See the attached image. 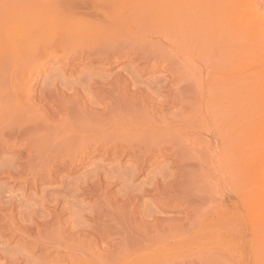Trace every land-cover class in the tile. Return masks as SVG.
I'll return each instance as SVG.
<instances>
[{"label":"bare ground","instance_id":"bare-ground-1","mask_svg":"<svg viewBox=\"0 0 264 264\" xmlns=\"http://www.w3.org/2000/svg\"><path fill=\"white\" fill-rule=\"evenodd\" d=\"M2 1L5 2L0 3V156L2 155L6 160V154L13 153V156L16 157L23 147H28L29 152H26L27 156L24 154L25 158L23 160H26L30 165L29 169L33 170L36 164L35 161L38 164L39 162L49 163L57 154L74 149L77 150V154L80 152L83 154L91 148V145L97 151L96 148L111 144L109 150L113 155L121 146H125L128 149L127 153L131 154L130 159H133L132 156L135 153H143L145 156L150 157L154 151H164L163 145L169 144L176 155L181 157L179 158L181 164L186 165L185 167L188 166V168H186V171L184 169L185 172L183 170L170 171L166 168L163 173L158 172L159 178H154L152 183L150 181L151 184H147V188H145V185L136 188L137 190L133 194H130L131 190L129 192L127 188L125 189L126 192L128 190L129 194L125 195L126 198L119 210H121L120 214L126 213L128 217L125 216L124 219L119 217L122 220L114 221L116 226L114 232L116 235L119 234L118 236L121 238L111 244L112 249L117 250V253H114L113 250L111 253L115 256L112 257L110 253V258H112L108 261L107 256H105V261L103 260L104 257H97V254L92 253L89 246L87 247L88 238L86 239L82 235L87 242L85 239L80 240L79 237H81L80 233L82 232L79 231V228L76 231V237L74 236L75 239L69 237L72 241L69 242L68 239V243L63 237L65 229L57 219L56 221L50 219L51 222L48 221L49 223L47 222L45 225L42 223L44 227L40 223L39 225L42 227L38 228V234L35 233L39 235L35 237V248L44 249L46 253L43 254L44 256L39 257L38 254V257H35V254L31 251L32 248L29 251V248L27 249L25 246L22 248L7 246L6 242L9 237V241H15L16 245L22 240L24 243L25 240L28 241L32 238H30L31 234L17 233L11 227L9 230L10 236L6 239L4 222L8 212L4 213L5 209L0 200V264H35L36 261V264H66L69 260L73 262L72 264H142L145 261H149L148 264H264V104L256 100L262 99L264 103V16L261 15V12H257L258 4L255 1L248 4L247 1L246 4L248 5L244 4L245 9L240 7L241 10L234 11L231 9V11L228 10L229 12H224L228 9H222L227 7L223 4L226 0H223L224 2L222 0H201L203 2L180 0L173 2L175 7L171 8V6V9L167 12L161 13V11L156 10L162 15L158 17V14L154 16L155 13L153 12L155 11L149 12L148 7L149 11L145 8V11L138 8L139 11L136 9V12L127 13L128 11H125L126 13L122 14V9L119 11L115 6L117 5L115 0H112V2H110L111 0H103L104 5L98 4L102 0H59L60 3L52 1L56 2V6L48 3L51 7L42 9L38 15L37 12L34 13L38 16L36 26L35 17H28L26 23L20 22L23 19L21 14L24 12H20V14L17 10L16 5H19V0ZM119 1L122 2V0ZM114 2L115 5H113ZM24 3L20 7L22 5L24 7L26 5ZM57 3L60 5L57 6ZM227 3L231 8L235 2L230 3L228 0ZM158 7L161 10V6ZM257 13H261L262 18ZM25 14L27 15V13ZM148 15L154 16V26H156L157 18H161L163 21L159 19L157 21H162L159 26L164 25V27L160 26L162 29L157 31L156 26V29L154 28L156 31L153 30L154 32L149 34V31L145 32L147 31L145 30V34L138 35L143 29L140 31L138 29L140 25L137 24L142 22L144 25H141V27H144L145 24L151 23V21L146 22L150 19ZM18 17L21 19L19 20ZM248 23L250 25H247ZM246 26L251 30H255V33L247 35L246 29L248 28ZM35 29L42 30L41 36L44 35L43 38H45V35L47 40V36L50 37L48 41L52 44L51 47L65 45L72 47L70 43L75 41L78 42L76 48H79V43L83 44L85 46L84 51L82 48L80 50L81 52L86 51L88 54L82 52L81 55L87 54V58H92L91 61L94 57L95 59L98 56L105 57L103 55L118 49L119 45L121 47L134 46V55L145 61H150V63L152 60L156 63L158 59L161 60L167 57L168 60L171 58L169 64L173 62L172 66H175L176 69L174 76L176 80L173 81L174 83L171 86L177 93L170 98L162 95L161 88H156L150 92L152 86H149L150 88L147 91L150 93L143 95L144 88L140 90V92L143 91V94L141 93L143 99L137 98H139L138 100H149V103L141 104L140 107L133 105L131 113L126 115L123 111L124 116L120 115V117V113H117L116 117L111 115L114 114L111 112L113 109L109 108L111 109L110 117H108V120L107 118L106 120L103 119L104 117L97 119L100 124H97L94 119L92 124H88L84 120L82 121L87 123L86 125L79 124L77 120L80 118L76 119V122L73 118L72 120L76 123L74 124L72 120H68L69 115L67 116L68 119L63 116L62 120H66L64 123L61 120V122L58 121L59 124L63 125L48 124L46 126L47 123H38L35 121L34 87H30L34 73L33 65L36 60L33 61L32 56L34 55L31 54V59L24 58V53H31L33 42L36 43L37 40L38 44L41 37L34 39L36 37ZM128 32L135 33L136 36L132 38ZM139 36L146 39L141 41L142 39ZM46 38L43 40H46ZM152 38H158V41H150ZM43 40L41 39V41ZM47 40L45 41L46 44ZM39 43H41L40 40ZM83 45L81 46L83 47ZM48 46L50 47V44H47L46 47ZM49 49L51 50V48ZM127 49L129 50V47ZM107 55L105 58H107ZM197 58L200 60L198 72L200 76L205 75L206 85L201 77L197 79ZM247 58L251 62L249 69L258 73L255 78H253L254 73H250V75H253L252 78L250 75V78L249 76L242 78V75L241 78L239 77L240 73L249 70L246 66L248 64ZM215 74H218L219 83L213 86L211 83L215 81L210 82V79ZM233 74L238 75L233 78ZM165 79L166 76L163 75L153 83L157 84ZM128 81L130 82V80ZM87 82L89 83V81ZM135 85L132 84V86ZM251 88L255 91V95H259L257 97L254 95L255 99L253 101L255 102H251L252 99L246 100L247 91L250 94ZM58 91L60 93V89ZM140 92L138 91L139 94L136 95L139 96ZM82 101L83 103L87 102L83 99ZM249 103L256 104L250 108ZM111 107L113 108V106ZM197 107L199 109L198 125ZM64 109L66 110L67 107L64 106ZM104 115L107 117V113H104ZM100 117L102 116L100 115ZM103 120L106 122L104 121L102 124L100 121ZM198 126L201 128V132H199L201 140L198 137V141L203 140V143L197 152ZM52 141L57 145L61 141L64 146L59 143V147L63 146L64 149L61 148L55 153L47 151V154L46 149L52 144ZM13 156L12 159L10 158L11 160H8V156L6 161L12 166L9 165L12 170L14 168V171L18 172L17 169L20 166L17 161L22 159L23 155L17 158ZM134 162H138V160H134ZM144 162L145 160L137 164L139 169L137 166V168L133 167L142 172ZM213 162L218 163L217 168L212 169L210 167ZM1 164L4 165V162ZM28 165L27 167H29ZM147 165H149L148 162ZM151 166L147 167L150 168ZM159 166L158 164L156 168H159ZM171 166L172 163L169 167L171 168ZM42 167L46 169L45 166L42 165ZM135 168L131 169L135 170ZM9 170L7 171L9 172ZM164 177L168 179L166 180ZM161 179L162 181H160ZM182 183H184V186L181 185ZM178 189H181V191H178ZM163 191L166 193L163 194ZM179 192L182 198H179ZM147 195L158 196L156 201L159 204L136 214L133 204L139 203ZM175 196L179 201L178 203L182 200L190 205L185 208V218L171 220L164 216L163 209L168 205L166 202ZM150 200H153V198ZM110 205H107V207H110ZM116 208L118 209L119 206H116L115 210ZM173 208L175 210L178 207ZM105 210L107 211V209ZM13 223L15 225V222ZM35 226L38 227L36 223ZM15 228L17 227L15 226ZM67 229L69 230V228ZM71 230L73 229L71 228ZM112 236L109 238L105 236L104 240L106 241H102L101 244L109 247L108 242ZM94 244L96 245V243ZM195 246L197 250H195ZM71 247L77 249L72 248L80 254H65L61 257L54 255L55 257L50 258L51 251L54 249L55 251L63 250L67 253L71 250ZM87 248L91 251H88ZM85 252L92 254V258H87V255L83 257L86 254Z\"/></svg>","mask_w":264,"mask_h":264},{"label":"rangeland","instance_id":"rangeland-1","mask_svg":"<svg viewBox=\"0 0 264 264\" xmlns=\"http://www.w3.org/2000/svg\"><path fill=\"white\" fill-rule=\"evenodd\" d=\"M24 1L25 0H23V2H22V0H19L18 1L19 5L18 6L16 5L19 13L24 12L22 14L20 13L21 16H23V17H21L23 19L20 18L21 19L20 20L19 19L20 16L18 17V19L20 20L21 23H26L29 18L35 17L34 18V20H36V21H34L35 25L37 24V20H38L37 15L42 11V9H47V7H51V5H49V4H52V6H56V2H59V0L58 1L57 0H34V1L33 0H31V1L27 0L26 3H24ZM52 1H56V2L54 3ZM115 1H116L117 5H115L116 4L115 2L113 5L117 6V9L119 11H121V9H122V11H123V12L121 11L122 14L126 13L125 11H128L127 13H129V12L135 11L136 9L138 10V8H139V10L142 9L143 11L148 10V8H149V10H150V11L148 10L149 12L155 11V12H153V13H155L154 16L158 14V17H160L162 15H160V13L158 11H161V13L167 12V10L175 7V6H173V2H178L180 0H164V1L163 0H151V1L150 0H143V1L142 0H124V1L122 0V2H120L119 0H115ZM144 1H146V2H144ZM197 1L203 2L204 0L203 1L197 0ZM205 1H209V0H205ZM224 1L222 0V2H224ZM233 1L235 3L232 4L231 8H230L229 4L227 3L228 0L225 1L226 3L225 2L223 3L227 7H224V8L221 7V8L223 10L228 8L227 10H224V12L228 11V10L231 11V9L234 11L241 10L242 7H243V9H245L244 4L247 6L249 3H253L255 1V3L258 4V10L259 11L257 10V12L262 13V14L261 13H257V14L259 15L260 18H262V16H264V14H263L264 13V0H236V1L233 0ZM233 1L229 0L230 3H232ZM247 1H248V4H246ZM2 2H5V1L0 0V3H2ZM21 2L26 4V5H24V7H23V5H22V7H20L22 4ZM102 2H103V0H102ZM102 2L100 1L98 4L101 3L102 5H104L105 2H103V3ZM110 2H112V0ZM167 2H168V4H167ZM59 3H57L58 4L57 6L60 5ZM157 3H159V4H157ZM160 3H162L163 6L160 5ZM39 4L42 6H40ZM62 5H63V3H62ZM121 5L123 8L120 7ZM25 6L27 7L26 9H25ZM140 6L143 8H141ZM155 6H156V8H154ZM158 6H161V8H160L161 10H159ZM118 7H120V8H118ZM162 7H163V9H162ZM34 8H35V10H34ZM36 8L38 9V11ZM114 8L116 9V7H114ZM144 8H145V10H144ZM25 10H27V11H25ZM156 10H158V11H156ZM25 13H27V15ZM34 13H36L37 15ZM20 14H18V15H20ZM149 15H151V14L149 13ZM149 15H148V18H150V19H148V21L146 20V22L151 21V23H147L148 25L145 24L144 27H141V25H144L142 22H141V24H137V25H140V27H138V29H140V31L143 29L141 32L139 30H136V31L140 32V33H138V35H140L142 33L145 34L144 33L145 30H147L145 32L149 31L148 33L150 34V33L154 32L153 30L156 29V26L158 28L157 31L161 30L164 27V25L163 26L160 25L162 28L159 26V23L160 22L162 23V21H163L161 18L160 19L157 18V20L159 19L162 21L159 22L156 20V26H154L155 25V22H154L155 18H154V16L151 17ZM247 25H250V24L248 23ZM41 31H42L41 29L40 30L37 29L35 31L36 37H34V39H38L41 36V34L43 33V32L41 33ZM246 32H248L247 35H253L255 33V30H251L248 28V29H246ZM128 33H130V32H128ZM130 35L132 38H134L136 36L135 33H132V32L130 33ZM43 36H41L42 38L40 37V39H39L41 43H39V40H38L39 45L37 44V40L35 43V41L33 39L34 42L33 41L32 42L34 43V45L32 43L33 48H32L31 53H28V52L24 53V58L26 57L25 59L30 58V54H31V55L35 56V57L32 56L33 61L36 60L34 62V65H33L34 66V73L32 76L33 77L32 78L33 83L32 82L30 83V87H34L35 101L33 103H34V107H35V119H36L35 121L38 123H40V122H42L43 124L47 123L46 126H48V124H50V125H55V124L63 125L61 123L59 124V122L63 121L62 123H64L66 121V120L65 121L62 120L63 116H64L66 119H68V117H69V119H68L69 121H71L73 118H75L74 119L75 122H76V119L80 118L79 120H77L78 121L77 123H79V124H82V123L85 125L87 123L92 124L93 119L95 121H97V119H99V118L101 119L104 117L103 119L106 120V118H107V120H108V117H110L109 115H110L111 109H113V111H111V112H113L115 114V115L114 114H111V115H113L115 117L119 113H120L119 117H120V115L124 116V113L126 115H128L129 113L132 112L134 106L140 107L141 104H144V103L149 101V100L148 101L138 100L139 98L143 99V96H141L143 93H144L143 95H145L149 91L151 92V91L155 90L156 88H161L160 91L162 92V95L170 97V98L174 97L172 95H176V93H177V91H175L173 89V86H171L174 83L173 81L176 80V78L174 79V76L176 74L175 73V71H176L175 66L174 67L172 66V63H173L172 61H171L172 63L169 64V60L171 58L168 60H167V57L165 59L162 58L161 60L158 59V60H156V63L152 60V62L150 63V61H145L142 58L136 57V55H134L135 54L134 46H130V45L128 46L127 45V46H124L125 47L124 48V47H121V45H119L121 48L118 46L117 47L118 49H116L114 51L112 50L109 53H107L108 54V55L106 54L107 58H105L106 55H103L105 57L102 58V57L98 56L96 59L94 57L93 61H91L92 58H87L88 52L85 51L87 54L83 55V56L81 55L82 52L84 51L83 48L85 47L83 44L79 43V48H76V46L78 47V44H77L78 42L75 41V42H72L73 44L70 43L72 45V47L70 45H65V46H60V47L55 46L56 47L55 48L54 46L51 47L52 44L49 43V41H48L50 39V37L47 36L48 37V40H47L46 35H45V38L48 41L47 44L48 45L50 44V47L49 46L46 47L47 46V44L45 42L46 40H43V39H45V38H43ZM139 37H140V39H142L141 41L146 39L142 36H139ZM41 39L43 41H41ZM150 41H152V42L158 41V38H152ZM42 42L43 43L45 42L44 43L45 46H43L44 44ZM81 45H83V47ZM41 47H42V51H41ZM63 47H65V48H63ZM128 47H129L130 52L127 49ZM130 47H131V49L133 47V49L131 50ZM49 48H51V50ZM60 48H61V50H60ZM81 48L83 49L82 52L80 50ZM198 48H199V46H198ZM64 49H66V50H64ZM122 49H123V51H122ZM44 50H46V51H44ZM78 50H80V51H78ZM125 50H127V51H125ZM78 52H81V53H78ZM85 52H83V54H85ZM40 54H41V56H40ZM246 60H248L249 66H248V64H246V63L245 64H246L247 68L249 69V67H251L250 66L251 62H250L249 58H247ZM246 60H245V62H246ZM90 61H91V64H90ZM199 62H200V60H199V58H197V70H196L197 79L199 77H201L204 84L206 85V83L204 81L205 75L202 74V76H200L199 72H198V68H199V64H200ZM161 63H163V64H161ZM69 64H70V66H69ZM252 71L253 70H251V69H249L247 72L244 71L245 73H240L239 77L242 75V78H246L247 76L250 75V73L251 74L254 73V76L253 75H250V76H251V78H252V76H253V78H255L258 73L257 72L255 73L254 71L253 72ZM136 75H138V76H136ZM163 75L166 76V79L163 82H158L157 84L153 83V82H155V80L157 78H159ZM215 75H217V76L215 77ZM215 75H213L214 77L212 76V79H210V82L215 81L214 82L215 84L211 83L213 86L214 85L216 86L219 83L218 82L219 81L218 80V74H215ZM237 75L238 74H233L232 77L234 78ZM124 76L126 77L127 81H126ZM244 76H246V77H244ZM250 76H249V78H250ZM189 78L192 79L191 76H189ZM139 79H140L141 83H140ZM91 80L95 81V83H93V81L91 82ZM128 80H130L131 83ZM87 81H89V83ZM197 82H198V80H197ZM132 84H134V85L136 84V85L132 86ZM149 86H152V87L150 88ZM63 87H65V88H63ZM132 87H134V88H132ZM136 87H138V88H136ZM139 87H143V88H139ZM131 88L136 90L137 92L138 91L140 92V90H143L144 88L146 90L144 89L143 91H145V92L141 91L140 95L137 96L139 93L132 90ZM148 88H150V90ZM59 89H60V93L58 91ZM62 89H63V91H61ZM75 89H76V92H75ZM251 89H250V92L252 93V95H251V93L249 94V92L247 91L246 97L248 99L246 98V100L248 101V100L252 99L251 102H255V101H253L255 99V96L257 97L259 95H255L256 94V93H254L255 91L253 89L252 90ZM50 90H51V92H50ZM52 90H53V92H52ZM147 90H149V91H147ZM65 92H66V94H65ZM85 95H86V97H85ZM75 96L77 99L75 98ZM137 97H139V98H137ZM61 98H62V100H61ZM82 99L84 101L87 100V102L85 101L83 103ZM144 99H145V97H144ZM256 100H257V102L260 101L261 104H264L262 99H256ZM134 101H135V103H134ZM65 102H66V105H65ZM124 102L127 104V106ZM61 103L64 105H62ZM255 104L249 103V107L252 108V106L254 107ZM261 104H258V105H261ZM258 105H256V106H258ZM64 106H65V108L67 107L66 110L64 109ZM111 106H113V108ZM115 107H116V109H114ZM131 107H132V109H131ZM92 108L93 109L96 108V109L93 110ZM109 108H111V109H109ZM118 109L121 110L122 112L119 111ZM96 110H97V112H96ZM115 110H117V111H115ZM123 111H124V113H123ZM65 112L67 113L66 116H65V114H66ZM98 112H100V113H98ZM104 113H107V117H106V115H104ZM99 114L102 117H100ZM197 115H198L197 116V125H198V121H199V109H198V107H197ZM74 120H72L73 123H74ZM82 120H84V122H87V123H84ZM105 120L100 121V122H102V124H103V122ZM79 121H81V122H79ZM94 123H96V122H94ZM74 124H76V123H74ZM97 124H100L99 121H97ZM199 132H201V128L198 126L197 127V134H199V135H197V152L200 150V149L198 150V148H200L201 144L203 143L202 142L203 140L198 141V137L201 140ZM51 143L52 144H50L47 147L46 152L48 151L49 153H55V152L61 150V148L64 149V147H63L64 145L61 143V141L59 143L61 145H63L62 147H59L60 144L58 142H57L58 145L55 144V142H53V141ZM198 143L200 144V146ZM53 145H54V147H53ZM104 146H106V147H104ZM104 146L96 148L97 149V151H96V150H94L95 147L93 145H91V148L86 150V152H83V154H81V152L78 153L81 155L77 154L76 149L66 151L64 153H59L54 157V159L50 160L49 163L48 162H46V163H42V162L40 163L39 162V164H38V162L35 161L36 164H35V168L33 170L29 169L30 165H28L26 160H23V158H25V156H27V153L29 152L28 147H23L19 151V153H17L16 157H15V155L13 156V153L12 154L8 153V154H6L7 156L5 155L6 160H7L8 156H9V158H8V160H9L12 156L14 158H17L18 156L21 157L23 155L22 159H20L21 161L20 160L17 161V164L19 163L18 165L20 166L19 169H17L18 172L14 171V168L12 170V168H11L12 166L8 163V161L5 160V157H3L2 155H1L2 157L0 156L3 160L2 161L0 158V166H1L0 167V188H2V189H0V194H1L0 200H1V205H3V208L5 209L4 213L6 214L8 212L7 213L8 215L6 214V220L7 221L5 220L6 223L4 222V224H5L4 225L5 237L7 239V237L10 236L9 230L12 227L16 230L17 233H22L23 235L25 233H26L25 235L31 234L30 238H32V239H30L31 241L25 240L26 242L24 241V243H23V240H22V241H20V243H18L16 245L15 241H13V242H12V240L9 241V238H10L9 237L8 241L6 242L7 246H9L11 248H13V247L22 248L25 246V247H27V249L29 248L28 249L29 251L31 248L33 249V250L31 249V251H32V253L35 254V257L38 254H39L38 255L39 257L44 256L46 254L44 252L45 251L44 249L40 250L38 248H35V244H34L35 243V237L39 236V235H36L35 233L38 234L39 229L42 226L44 227V225L48 221L51 222L50 219H55V221L57 219V221H59V223L62 224L64 229L67 230V231L64 230L65 232L63 231V233H64L63 237H65L64 239H66V241L69 239V237H70V239H75L76 231L79 228V231L82 232V233H80L81 234L80 235L81 237H79L80 240L88 238L89 239V240L87 239L88 242L86 241V239H85V241L88 243L87 247L89 246V248L92 250V253L93 254L95 253V255L97 254L96 255L97 257H100V256L102 258L104 257L103 260H105V258H106L105 256H107L108 258H106V259L108 261L112 257L115 256V254L113 255V253H111L114 250V249H112L111 244L117 242L119 240L118 238H121L120 236H118L119 234L116 235L114 232L115 228H116L114 221L117 222L119 220L124 219L123 217L127 216L126 213L120 214L121 210H119V209H120V206H122V203H124V200L126 198L125 195L129 194L128 190H129V192L131 190L130 194H133V192H136V190L138 188L144 187V185L146 186L147 184L148 185L151 184L152 181L154 180V178H159L158 172L163 173L166 168L170 169V171H173V170H180V171L183 170L184 171V169L186 171L187 170L186 168H188V166L185 167L186 165L181 164V162H180L181 160H179V158H181V157L180 156L178 157L176 155L174 150L169 147V144L163 145V147L165 148L164 151H154L153 155L152 156L150 155V157L145 156L143 153H141V154L135 153L136 157H135V155H133L134 156V157L132 156L133 159H130L131 154L127 153L128 149H126L125 146H121L119 148L120 150L118 149L117 151H115L114 155L109 150L110 149L109 146H111V144H108V145L106 144ZM52 149H53V151H52ZM48 152H47V154H48ZM107 152H108V154H107ZM109 152H110V154H109ZM172 152H174L175 154ZM24 154H25V156H24ZM137 157H139L140 159ZM146 158H147V160H146ZM53 160H56V161H53ZM134 160H138V162H134ZM144 160H145V162L142 164L143 169L141 170L142 172H140L138 170L139 167L137 166V164L144 161ZM3 162H4L5 166L3 164H1ZM14 162L16 163V161H14ZM118 162L120 163V165ZM147 162L149 165H147ZM152 162H154L155 164ZM171 163H172V166L170 168L169 166L171 165ZM113 164H114V166H113ZM128 164H131L132 166L128 165ZM158 164L160 166H159V168H156ZM27 165L29 167H27ZM42 165L45 166L46 169H44L42 167ZM151 165H153V166H151ZM211 165L212 166H210V167H212V169L218 167V163H216V162H213ZM3 166H4V168L1 170V168ZM116 166H118V167L116 168ZM133 166H135V167L137 166L138 169H136L137 167L135 168ZM147 166L148 167L151 166V167L148 168ZM40 168H42L43 170ZM131 168H135V170L134 169L132 170ZM144 168H146V169H144ZM161 168H163V169H161ZM27 169H29L30 171ZM7 170H9V172ZM130 170H131V172H129ZM33 172H34V174H33ZM26 173H27V175H26ZM10 174H11V176H10ZM28 174H30V175H28ZM164 179L167 180L168 178L164 177ZM150 181H151V183H149ZM160 181H162V179ZM181 185L184 186V183H182ZM84 187H86V188H84ZM126 188L128 189L127 192L125 190ZM145 188H147V186ZM148 188H150V187L148 186ZM178 191H181V189H178ZM124 192H125V194H124ZM165 193L166 192L163 191V194H165ZM178 194H179V198H182L181 193L179 192ZM106 198L110 201L108 202V200ZM151 198H153V200H150ZM157 198H158V196L147 195L146 198L141 200L139 203L133 204L134 211L136 212V214H139V213H142L144 210H147L148 208L149 209L153 208L154 206L159 204V202L156 201ZM175 199H177L176 196L172 197L170 201L166 202V204H168V205L166 207H164V209H163L164 216H166V218L171 219V220H175V219L177 220L178 218H180V219L185 218L186 217L185 208L188 207L190 204L184 203L182 200L180 201V203H178L179 202L178 199H177V201H175ZM3 201H5V202H3ZM107 205H110V207H112L111 210H110L109 206L107 207ZM9 206L12 208H10ZM116 206L117 207L119 206L118 209L116 208V210L120 211V212L118 211L119 213L115 212ZM175 206H177L178 208H176L174 210L173 207H175ZM105 209H107V211ZM134 215H135V213H134ZM113 216L115 218H117L118 220H116ZM119 217H121L122 219H120ZM77 219L80 221H78ZM44 220H46V221H44ZM108 221H110V222H108ZM13 222H15V225ZM16 222H18V223H16ZM52 222H53V220H52ZM106 222H108V223H106ZM35 223L38 227L35 226ZM40 223L41 224L43 223L44 225L42 224V226H41V225H39ZM17 224H18V226H17ZM81 224L83 225V227ZM6 225H7V227H6ZM15 226L18 229L15 228ZM112 226H115V227L113 228ZM51 227H52V225L50 226V228ZM67 228H69V230ZM71 228L73 230H71ZM85 228H86V230H85ZM111 229H113V230H111ZM100 231H102V232H100ZM87 232H88V234H87ZM104 232H107V233H104ZM67 235H69V236H67ZM82 235H84L85 238ZM112 235H115V236H112ZM87 236H89L90 238ZM105 236H106V238L107 237L109 238L112 236V238L108 242L109 247L103 246L101 244L102 241H106V240H104ZM116 236H117V238H116ZM70 239L68 240L69 242L72 241ZM32 240H34V241H32ZM92 241H93V243H96V245L98 244L99 246L98 245L96 246L95 244L93 245V243H91L92 244L91 245L90 242H92ZM94 246H96V247H94ZM72 248L74 250H77V249H75L74 247H71V250L75 253H73L71 250H70L71 253H70V251L65 253V251H63V250L62 251L61 250L55 251V249L54 250L51 249L53 251H51L52 253L50 254V258L55 257V256L61 257V256H64L65 254L77 255L76 253H79V252L74 251ZM90 249H88V251H91ZM195 250H197L196 246H195ZM40 251L43 252L42 255H41ZM116 251L114 250V253H117ZM87 252H85L86 254L83 257H86V255H87V258L88 257L92 258V256H91L92 254L90 255ZM110 253L112 256L111 258H110ZM148 262L145 261V262H142V264L143 263L148 264ZM36 263H37V261H36ZM72 263L73 262L71 260H69L66 264H72Z\"/></svg>","mask_w":264,"mask_h":264}]
</instances>
